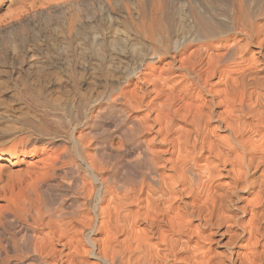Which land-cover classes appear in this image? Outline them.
<instances>
[{
    "label": "bare ground",
    "instance_id": "6f19581e",
    "mask_svg": "<svg viewBox=\"0 0 264 264\" xmlns=\"http://www.w3.org/2000/svg\"><path fill=\"white\" fill-rule=\"evenodd\" d=\"M137 1H153L150 17L176 2L188 30L155 36L146 11L117 6L145 53L132 47L131 72L89 94L67 145L39 125L3 133L0 264H264V15L242 17L241 0ZM117 2L48 8L93 3L112 24Z\"/></svg>",
    "mask_w": 264,
    "mask_h": 264
},
{
    "label": "rangeland",
    "instance_id": "374dc122",
    "mask_svg": "<svg viewBox=\"0 0 264 264\" xmlns=\"http://www.w3.org/2000/svg\"><path fill=\"white\" fill-rule=\"evenodd\" d=\"M117 1L112 4L111 15L116 21L110 24L107 15L93 3L56 11L48 8L53 0H0V138L3 133L24 131L33 124L55 136L56 145H67L72 127L78 125L85 112L87 98L95 91L109 94L115 82L131 72L138 54L145 53L142 37L138 40L142 39L141 43H136L124 34L128 28L120 20L117 6L136 8L141 17L146 11L144 28L154 27L155 36L161 30L169 36L182 28L188 30L183 25L187 17L181 14L176 2L164 4L159 11L161 16L150 17L147 9L155 6L153 1L148 6L137 0ZM241 2L242 17L245 14L256 19L264 15V0ZM235 3L234 8H238ZM158 16L160 21H156ZM132 47L138 54L132 52ZM91 84L95 90L90 93ZM44 144L36 142L28 147L25 159H35L45 149ZM9 146L1 145L0 149L7 150Z\"/></svg>",
    "mask_w": 264,
    "mask_h": 264
}]
</instances>
